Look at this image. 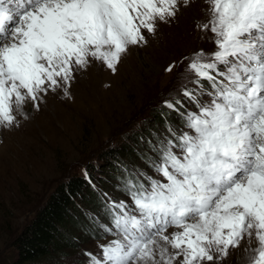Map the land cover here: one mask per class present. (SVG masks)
I'll use <instances>...</instances> for the list:
<instances>
[{
  "label": "snow or ice",
  "instance_id": "1",
  "mask_svg": "<svg viewBox=\"0 0 264 264\" xmlns=\"http://www.w3.org/2000/svg\"><path fill=\"white\" fill-rule=\"evenodd\" d=\"M195 2L0 0V128L19 127L50 96L70 98L93 63L115 73ZM203 2L195 28L214 47L166 67L182 70L163 127L141 130L136 161H118L113 178L84 171L99 201L83 213L98 238L85 264H222L241 248L264 264V0Z\"/></svg>",
  "mask_w": 264,
  "mask_h": 264
},
{
  "label": "rangeland",
  "instance_id": "2",
  "mask_svg": "<svg viewBox=\"0 0 264 264\" xmlns=\"http://www.w3.org/2000/svg\"><path fill=\"white\" fill-rule=\"evenodd\" d=\"M206 7L203 0H196L172 25L162 26L150 37L147 47H132L115 73L93 63L78 75L70 98L50 96L19 127L0 128V264L10 252L15 232L45 202L57 181L79 176L80 171L83 174V164L89 162L96 166L94 180L113 178L101 160V154L113 149L122 155L120 160L130 159L126 147L131 148L132 132L151 126L150 112L158 96L175 88L177 72L182 70L181 66L170 73L166 67L194 50L213 49L211 41L195 28V21L205 18ZM96 182L114 199H122V193L110 184ZM83 197L88 199L90 194L80 193L74 200L82 213L96 211L95 198L90 206ZM97 239L89 230L81 234L67 247L71 257L65 262L85 264L82 253L97 252ZM246 255L243 248L231 250L222 264H249L244 262Z\"/></svg>",
  "mask_w": 264,
  "mask_h": 264
},
{
  "label": "trees",
  "instance_id": "3",
  "mask_svg": "<svg viewBox=\"0 0 264 264\" xmlns=\"http://www.w3.org/2000/svg\"><path fill=\"white\" fill-rule=\"evenodd\" d=\"M169 95L166 91L158 96L156 107L152 108L150 115L153 117L151 126L160 125L163 127V121L160 118L161 104ZM149 126V125H148ZM148 126L137 128L131 134V142L134 145L136 137L141 130H146ZM150 127V126H149ZM139 131V132H138ZM131 145V146H132ZM116 149L101 154L103 165L107 171H111V176L117 174L114 167L120 161ZM126 154L130 159L127 161H136V157L130 147H126ZM89 156V155H88ZM125 161V160H124ZM85 169L93 175L95 173L94 162L86 165ZM80 171V170H79ZM83 171L79 176L65 178L57 181L53 189L45 197V202L34 208L33 213H29L28 218L22 226L15 232L11 241V249L3 264H67L65 259L71 257L67 247L74 243V240L87 235L88 228L82 209L75 205L74 200L80 193H89L90 197L85 199L90 206L99 205L95 198V192L85 180ZM93 198H95L93 200ZM91 200V201H89ZM97 207V206H96ZM95 209L98 210V207ZM79 232L77 235L76 233Z\"/></svg>",
  "mask_w": 264,
  "mask_h": 264
},
{
  "label": "bare ground",
  "instance_id": "4",
  "mask_svg": "<svg viewBox=\"0 0 264 264\" xmlns=\"http://www.w3.org/2000/svg\"><path fill=\"white\" fill-rule=\"evenodd\" d=\"M245 261H249V255L247 254L246 256H245V258H244V262Z\"/></svg>",
  "mask_w": 264,
  "mask_h": 264
}]
</instances>
